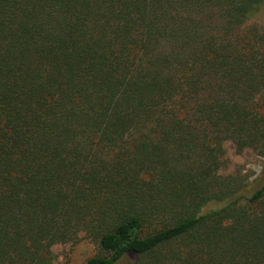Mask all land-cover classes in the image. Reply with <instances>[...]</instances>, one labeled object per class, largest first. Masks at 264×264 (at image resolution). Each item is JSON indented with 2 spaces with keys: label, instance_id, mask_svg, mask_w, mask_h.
Masks as SVG:
<instances>
[{
  "label": "trees",
  "instance_id": "1",
  "mask_svg": "<svg viewBox=\"0 0 264 264\" xmlns=\"http://www.w3.org/2000/svg\"><path fill=\"white\" fill-rule=\"evenodd\" d=\"M263 8L0 0V264H264V181L220 174L264 157Z\"/></svg>",
  "mask_w": 264,
  "mask_h": 264
},
{
  "label": "rangeland",
  "instance_id": "2",
  "mask_svg": "<svg viewBox=\"0 0 264 264\" xmlns=\"http://www.w3.org/2000/svg\"><path fill=\"white\" fill-rule=\"evenodd\" d=\"M254 24L264 29V8L254 19ZM226 164L220 170L223 176H237L249 183L248 190L254 191L264 181V157L259 150L253 147L238 149L231 142L225 144ZM222 204H212L206 211L222 207ZM54 255L53 264H85L87 260L97 253L95 245L81 237H67L64 242L52 249ZM136 258L126 257L120 264H135Z\"/></svg>",
  "mask_w": 264,
  "mask_h": 264
}]
</instances>
